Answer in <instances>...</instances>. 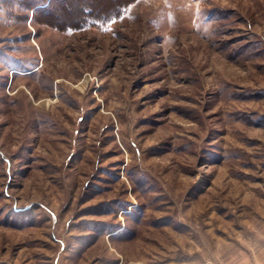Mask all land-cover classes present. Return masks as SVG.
Listing matches in <instances>:
<instances>
[{"label":"rangeland","instance_id":"374dc122","mask_svg":"<svg viewBox=\"0 0 264 264\" xmlns=\"http://www.w3.org/2000/svg\"><path fill=\"white\" fill-rule=\"evenodd\" d=\"M263 255L264 0H0V264Z\"/></svg>","mask_w":264,"mask_h":264},{"label":"crops","instance_id":"0c3cea01","mask_svg":"<svg viewBox=\"0 0 264 264\" xmlns=\"http://www.w3.org/2000/svg\"><path fill=\"white\" fill-rule=\"evenodd\" d=\"M261 260H263V261H261ZM260 262L264 263V255L260 257Z\"/></svg>","mask_w":264,"mask_h":264},{"label":"clouds","instance_id":"9594fccd","mask_svg":"<svg viewBox=\"0 0 264 264\" xmlns=\"http://www.w3.org/2000/svg\"><path fill=\"white\" fill-rule=\"evenodd\" d=\"M205 33L208 32V27L206 26L205 29H204Z\"/></svg>","mask_w":264,"mask_h":264}]
</instances>
